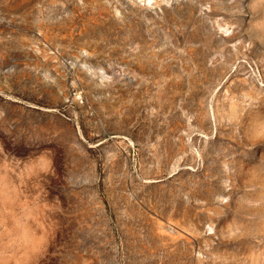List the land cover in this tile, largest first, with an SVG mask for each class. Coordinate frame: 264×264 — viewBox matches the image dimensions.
I'll return each mask as SVG.
<instances>
[{"label": "rangeland", "instance_id": "1", "mask_svg": "<svg viewBox=\"0 0 264 264\" xmlns=\"http://www.w3.org/2000/svg\"><path fill=\"white\" fill-rule=\"evenodd\" d=\"M0 264H264V0H0Z\"/></svg>", "mask_w": 264, "mask_h": 264}]
</instances>
